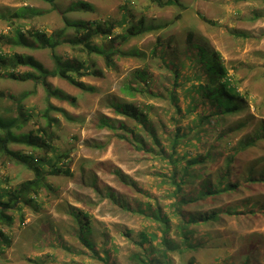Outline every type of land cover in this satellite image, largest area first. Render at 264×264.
<instances>
[{
  "label": "trees",
  "instance_id": "trees-1",
  "mask_svg": "<svg viewBox=\"0 0 264 264\" xmlns=\"http://www.w3.org/2000/svg\"><path fill=\"white\" fill-rule=\"evenodd\" d=\"M40 1L56 7L55 0ZM149 1L160 7L181 6L180 0ZM93 9L91 4L79 2L69 6L67 11L90 12ZM124 10L126 12L122 18L114 22L66 20L63 28L50 34L25 31L22 26H17L13 36L0 35V79L32 81L35 85H41L47 92L48 102L47 109L42 113L45 125L22 138H18L14 129L21 128L32 115L23 112L21 104L18 105V116L0 118L2 164L14 161L34 172V179L23 181L15 187L0 182V256L13 245L12 237L5 228L15 224V212L20 213L22 218L24 206L33 205L44 188L51 190L45 177L73 176L68 165L70 154L61 151L56 143L60 139L55 131L59 121L51 116L52 111L66 113L54 107L51 103L53 97L70 102L73 99L53 89L49 79L58 77L83 92L94 94L95 86L82 80L85 77L105 76L104 71L96 67L93 56L102 58L107 70H112L116 68L119 58H141L146 61L154 55L163 61L170 72L169 86L159 90L151 86L147 64L144 68H136L120 88L124 97L115 95L109 99L108 107L124 120L116 121L106 115L99 117L100 128L122 131L119 139L134 141L139 152L147 154L154 165H161L156 173L161 179L160 189L163 192L160 197L148 194L153 203L140 204L139 210L125 209L140 214L144 226L145 223L150 225L138 231L136 236L128 232L137 247L129 256L131 264H175V256L183 257L191 253L195 254L189 257L186 264H200L198 255L213 249H217L219 254L214 263L225 264L223 261L230 246L218 241V230L211 229L241 216L250 220L264 214L262 195L232 201L234 196L253 186L264 185V158L254 157L258 151L264 153V121L247 133L244 131L251 125V117L229 121L230 117L245 109V97L238 91L231 70L224 64L221 55L214 50L208 54V45L197 40L193 32L185 36L184 49L172 48L173 38L166 42L159 36L150 54L138 48L123 51L122 47L131 40L147 33L157 34L170 25H147L144 19L134 23L130 20L132 12L127 7ZM42 13L28 5L17 9L6 8L0 13V20L19 21ZM69 29H74V34H69ZM65 45H69L75 53L86 54V58L77 54L72 59L64 60L57 50ZM13 46L49 50L54 68L47 69L33 55L5 51ZM181 55L186 57V64L181 62ZM23 67L30 70L21 72L20 68ZM184 67L187 70L182 73ZM127 97L168 100V107L164 110L148 101H130ZM144 135L149 137V142ZM14 143L24 144L31 151H15L10 148ZM116 173L121 177L124 175L121 171ZM110 196L116 198L114 193H110ZM161 197L166 200L165 203L161 202ZM84 216L88 217L89 213ZM87 228L89 233L86 232ZM92 233L90 222L81 225L79 241L85 249L92 251V258L104 264H114L111 261L112 253L105 249L101 254L97 250L96 242L89 237ZM250 236H247L248 239ZM243 238L244 244L232 256L231 263L264 264L262 247L256 246L246 236Z\"/></svg>",
  "mask_w": 264,
  "mask_h": 264
},
{
  "label": "rangeland",
  "instance_id": "rangeland-1",
  "mask_svg": "<svg viewBox=\"0 0 264 264\" xmlns=\"http://www.w3.org/2000/svg\"><path fill=\"white\" fill-rule=\"evenodd\" d=\"M55 2L56 7L40 0H0V13L6 8L17 9L26 5L43 12L31 19L0 20V35L13 36L17 26H22L25 31H44L50 34L63 28L66 20L114 22L122 18L127 7L132 12L130 20L134 23L144 19L147 25H170L157 34L147 33L131 40L122 47L123 51L138 48L150 54L159 36L166 42L173 38L172 48L184 49L185 36L193 32L197 40L208 45V54L212 53L210 50H214L221 55L224 64L231 70L238 91L245 97V109L230 117L229 121L251 117V125L244 133L264 121V0H180L181 6L167 7H160L149 0ZM79 2L91 4L93 11H67L69 6ZM121 6L124 9H120ZM74 32V29L68 31L69 34ZM5 51L33 55L47 69L54 68L49 50L13 46L7 47ZM57 54L64 60L72 59L77 54L86 58V54L75 53L69 45L59 47ZM93 59L97 62L96 67L105 73L103 78L82 79L95 86L94 94L83 92L58 77L49 79L53 89L73 99L71 102L57 97L51 99L55 108L66 112L52 111L51 116L59 121L55 131L60 139L56 143L61 151L70 154L68 165L73 176H46L45 182L51 190L44 188L36 196V204L24 206L23 219L20 213L15 212V224L11 228H5L12 237L13 245L0 256V264H104L101 260L92 258V251L85 249L78 239L81 225L86 222L91 223L93 233L89 237L96 242V248L101 254L107 249L113 254L111 261L114 264H131L129 256L137 247L128 232L136 236L145 226L150 227L149 223L144 226L140 214L127 212L125 209L139 210L140 204L153 203L148 194L160 197L163 191L160 189L161 179L156 173L161 165H154L147 154L139 152L134 141L119 139L118 135L123 134L122 131L100 128L99 117L106 115L116 121L124 120V117L116 115L108 107L109 99L115 95L124 97L120 88L126 79L131 78V73L136 68H144L147 64L151 86L159 90L169 86L170 72L163 61L154 55L146 61L141 58H119L116 60V68L112 70H107L102 58L93 56ZM180 59L182 63H187L183 55ZM28 70L30 69L26 67L20 68L21 72ZM184 70L187 67H184L182 73ZM183 94L182 92L181 95ZM127 99L148 101L164 110L168 107V100ZM19 104L24 107L23 112L32 115L30 121L21 128L14 129L18 138H22L45 125L42 113L47 109V92L32 81L0 79V118L18 116ZM242 135L243 133L238 135V139ZM144 136L149 142V137ZM10 148L25 153L31 151L30 147L19 143L11 144ZM254 157L264 158V153L258 151ZM117 171L123 172V177L117 175ZM32 179L34 172L14 161L2 164L0 157V182L15 187ZM110 193H114L116 198H111ZM260 195L264 196V185H255L234 196L232 201L238 202ZM160 199L162 203L166 202L162 197ZM86 213H89L88 217L84 216ZM88 230L87 228V233ZM211 230H218V241L230 246L226 260L223 261L225 264H232L231 258L244 244V236L248 239L247 236L251 235L249 239L264 250V214L250 220L241 216ZM193 254L195 253L175 256V264H186ZM218 255L217 249L203 251L198 255L199 262L215 264Z\"/></svg>",
  "mask_w": 264,
  "mask_h": 264
}]
</instances>
